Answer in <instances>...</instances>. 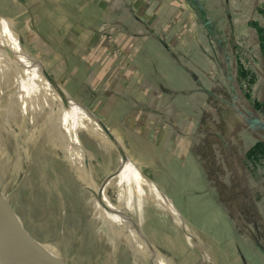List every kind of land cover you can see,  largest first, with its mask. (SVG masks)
<instances>
[{
	"label": "rangeland",
	"instance_id": "1",
	"mask_svg": "<svg viewBox=\"0 0 264 264\" xmlns=\"http://www.w3.org/2000/svg\"><path fill=\"white\" fill-rule=\"evenodd\" d=\"M35 1L38 0H0V15L16 33L25 53L42 64L47 77L61 90L101 120L140 173H135L138 180L150 183L154 193L168 205L171 201L161 186L169 188L174 204L190 218L186 228L192 236L181 229L153 194L139 199L134 180L120 175L121 161L114 146L101 130L78 114L74 116L73 127L84 150L80 153L75 148H65L67 136L56 119L50 117L55 104L52 91L47 89L37 95L28 93L26 108L23 107V101L15 96L18 88L14 77L18 64L6 61L0 51V198L8 203L16 221L33 243L59 264L157 263L140 243L129 240L116 221L100 213L90 186L92 182L101 186L107 199L122 208L117 197L130 184L131 204L124 211L154 247L171 257L175 264H264V159L253 162L247 158L256 142L264 143V107L255 109L251 101L264 99V62L257 34L248 25L249 20L255 19L264 26V0H178L181 8L178 5L165 8L168 30L172 34L168 47L172 53L162 51L163 58L159 57L156 62L160 64L165 60L166 69L171 70L165 80H177L179 83L174 84L188 92L180 102L183 106H179L188 127L181 125L180 128L189 131L185 141L201 160L203 169L201 172L198 166L189 167L193 176L185 185L177 182L174 176L166 177L165 183H155L153 181L164 177V168L137 166L128 157L132 152L129 135L138 130L137 112H130L121 120L126 114L125 106L120 100L116 102L115 96L97 99L93 108L83 102L86 86L95 81V74L103 77L105 66H100L96 72L88 66H73L70 54L63 47L64 42L72 43L70 37L65 36L69 23L60 25L55 19L52 21L48 16L50 7L42 8L49 11L44 12L46 16L42 20ZM58 27L61 28L58 30ZM111 27H122L125 32L112 35L101 28L96 31L103 32L99 42L110 43L107 46L109 54L101 55L106 57V62L110 60L109 65L119 66L121 73L131 78L135 70L130 66L154 64L150 54L148 62L142 59L152 50H149L150 41L143 43L136 38L129 43L132 40L129 35L140 32L136 25L113 24L105 28ZM118 37L131 44V48H137L139 56L134 59L130 47L122 52ZM82 41L77 43L82 45ZM173 45H177L176 49ZM236 55L248 70L247 77L254 79L249 85L250 98L245 96L246 81H238ZM174 62L185 67L186 74L175 71L177 67L170 66ZM191 73L202 82L204 90L201 85L189 82ZM207 90L218 101L212 99L205 92ZM10 94H14L12 100ZM163 122L165 127L175 131L174 141L182 140L184 134L176 131L179 130L177 120H160V125ZM144 125L139 132L145 140L153 126L148 127L147 122ZM227 144L233 158L218 150L214 155L216 148ZM142 147H146L145 143ZM68 154L74 158L72 163L67 159ZM183 157L190 159L186 155ZM231 160L234 163L228 165ZM220 201H224L228 209ZM203 253L207 254V260Z\"/></svg>",
	"mask_w": 264,
	"mask_h": 264
},
{
	"label": "crops",
	"instance_id": "2",
	"mask_svg": "<svg viewBox=\"0 0 264 264\" xmlns=\"http://www.w3.org/2000/svg\"><path fill=\"white\" fill-rule=\"evenodd\" d=\"M35 5V8H38V16L43 18L42 20H44V17L46 16L44 12H49L42 10V8L50 7L52 10L48 13V16L52 17V21L55 19V21H58L60 25L64 22L69 23L67 24L69 30H65V36L70 37L69 40H72V43L70 42V44L68 42H64L65 46H63L62 42H60V46H63L66 49V52L70 54V58L74 62L73 66H88V69L94 72H96L100 66H105L104 73L102 75L103 77L98 78L95 74V81H90V84L86 86L88 90L87 94L85 93L83 96V102L88 107L93 108L92 106L95 105V101L97 99L100 100L102 97L108 99L111 96H115L116 102L117 100L124 102L126 114L121 116V120L127 118L129 116L128 113L137 112L136 117L139 120L137 124L138 130L134 133L131 132V135H129V146L131 143L129 149L132 150V152L129 156H127L132 158L136 162L135 164L137 166H155L164 168V177H160V179L153 182L162 184L167 181V179H165L166 177L174 176V178L176 177L177 182L180 181V183L185 185L188 183V179L193 176V171H191L189 167L198 166L201 172L203 171L201 160H198L194 150L188 148L187 145L189 143L185 141L187 138L186 134L189 131L187 129L183 131L180 128L181 125L188 127L187 118L184 117V111H181L179 108V106H183L180 102H183L185 99L184 97L187 96L188 92L185 91L182 86L174 84L177 80L171 82L169 80H165V77L169 75L171 70L166 69V62L164 59V61L162 60L163 62L160 64L156 62L159 60V57L160 59L163 58V55H161L162 51L172 53L170 51L171 48L168 47L170 44L168 39L172 38V34L171 31L168 30V18L165 15V8L168 5L171 7H176L178 5V7L181 8L182 5L178 2V0H38L35 1ZM143 23H146L148 27ZM113 24H119L123 27L127 24H129V26L136 25L140 32L129 35L132 39L129 43L135 41L133 39L136 38H139L142 42L147 40L150 41L152 45L149 50H152L150 53L147 52L142 59L144 62H148L147 55L150 54V59H152L154 64L151 66H138L135 63L136 61L133 60L135 66H130V69L133 68L135 73L131 78L129 75L128 77L127 75H123L119 66L109 65L110 60L106 62V57L101 55L104 52V54H109L107 51L110 50L107 46L110 45V43L105 40H101V42H99L101 39L99 36L103 32L96 31L101 28L107 32L106 34L115 35L119 33L121 35L125 30H123L122 27H111V29H106L107 27L110 28V25L113 26ZM94 25H96L95 31L92 30ZM8 27L14 39L21 45L14 30L9 25ZM52 28L55 29V25H52ZM59 28L61 27H58V30ZM146 31L147 33L144 35V32ZM58 37L62 38L60 35ZM118 38V47L122 52L125 48H129L133 43L128 44V42L125 43L120 38L119 41ZM91 39L94 41L91 42ZM163 39H165V41ZM79 40H83L82 45L77 43ZM176 46L177 45L174 46L175 49ZM131 49L135 59L139 56V51L137 48ZM33 59L43 69L42 64H40V62L35 58ZM170 66H176L177 69H174L175 71L180 70L182 73L186 74L184 69H187L180 63L174 62ZM150 71L151 73L149 75ZM153 76L155 77L154 79H152ZM191 78V81H189L190 83H193V85L195 84L196 86L197 84L199 86L201 85L202 82L199 79L197 80L196 76L192 75V73ZM177 83L179 82L177 81ZM186 87H188V84H186ZM200 87L204 90L202 85ZM201 88L199 89L201 90ZM205 92L212 96V99L216 97H213V93L209 90ZM215 100L218 101V98H215ZM171 111L173 112L171 113ZM165 119H174L179 122V126L177 125L179 130H175L181 131L184 134L182 140L178 138V141H174V135L172 136V134L175 131H171L170 128L165 127V122H163V125H160V120ZM145 122H147L148 127L151 128L153 126V131L146 136L147 140H144L142 138L144 137L143 133L139 132ZM155 130L157 133L154 132ZM113 138L114 140H117L114 136ZM121 140L122 142H125L123 138ZM144 143L146 147L143 148L142 144ZM174 152L177 153L175 154ZM185 155L190 157V159L186 160L183 157ZM122 156L129 163L134 173L140 175L126 156L123 154ZM149 184L148 182L145 183V185L152 190V192H154ZM161 190L169 197L171 203L176 208L175 210L181 214L185 221H189L190 218L184 216L172 201L169 188L163 185L161 186ZM178 193L183 197L181 191H178ZM171 203L169 205H171Z\"/></svg>",
	"mask_w": 264,
	"mask_h": 264
},
{
	"label": "bare ground",
	"instance_id": "3",
	"mask_svg": "<svg viewBox=\"0 0 264 264\" xmlns=\"http://www.w3.org/2000/svg\"><path fill=\"white\" fill-rule=\"evenodd\" d=\"M0 51L3 53L4 56H6V61H15L18 64L14 77V84H16L18 88L15 91V96H17L23 101V107L26 108L25 98L28 93L34 92L35 95H37L36 93H40L41 91L47 89L52 91V96L55 100V104L52 107V111L50 112V117L52 119H56V122L58 123L59 127L67 136L65 148H75L76 152L80 153H82L84 150L73 127L74 116L78 114L80 118H83V120L90 123L91 126H93L95 129L101 130L104 137L114 146L118 158L121 161L120 175H122L123 177L127 176L128 180L129 177L134 180L133 185L136 187L138 194L137 196L139 197V199L144 198L148 193L153 194L159 199L158 202L161 204L162 208L166 209V211L173 216V218L181 227V229H183L189 236H192V233L187 231V223L185 219L181 216V214L175 211L171 205L169 206L165 201L161 200L159 196L152 192V190H150L143 182L138 180V176L134 173L132 168L129 166L128 162L122 156V149L117 146V143L115 142L114 138L107 134V132L102 127V123L98 120V118L93 113H91L86 106L80 104V102L71 98V96H69L67 92L61 90L50 78L47 77L45 71L32 58V56L25 53L23 47L14 39L7 23L4 21L1 15ZM13 69L15 70V68ZM6 70L8 71V69ZM13 96L14 94H10V100H12ZM110 139L112 142L110 141ZM67 159L72 163L74 158L72 155L68 154ZM90 186L91 189H93L95 192L96 204L99 210L101 211L100 213L104 217L111 218L116 221L125 231V233L129 236V240H131L133 243H140L141 247L145 249L146 253H149L155 259V261H157V263L155 264H175L171 257L165 254L163 255L159 250L154 247V245L146 238L145 234L139 228V226L133 223L131 216H129L130 214H127L124 211V209L129 208L131 204L129 198L131 193L130 184L124 190L122 189V193L118 194L117 202L122 205V208L116 206V204H112L107 199L101 186L96 185L93 182L90 184ZM1 212L2 211L0 210V222L3 217ZM2 243L3 241H0V264H14ZM133 251L135 252L134 248ZM203 258H205L206 260L208 259L206 253H203Z\"/></svg>",
	"mask_w": 264,
	"mask_h": 264
},
{
	"label": "water",
	"instance_id": "4",
	"mask_svg": "<svg viewBox=\"0 0 264 264\" xmlns=\"http://www.w3.org/2000/svg\"><path fill=\"white\" fill-rule=\"evenodd\" d=\"M253 120V122H259L258 119ZM102 127L108 135L113 137L103 123ZM0 210L3 216L0 222V241H3L2 245L14 264H59L33 243L16 221L8 203L2 198H0Z\"/></svg>",
	"mask_w": 264,
	"mask_h": 264
},
{
	"label": "trees",
	"instance_id": "5",
	"mask_svg": "<svg viewBox=\"0 0 264 264\" xmlns=\"http://www.w3.org/2000/svg\"><path fill=\"white\" fill-rule=\"evenodd\" d=\"M248 25L251 28H253L257 34L259 53H260L261 59L264 62V26L261 25V23L255 19L249 20ZM210 32L214 33L213 30H211ZM236 60H237V65H238V71H237L238 81H240L241 83L243 81H246L245 83H247L248 90H247V92H245V96L250 98L251 94H250L249 85L254 82V79H250L247 77L248 70L244 67L241 60L238 58V56L236 57ZM251 101H252V104H253L255 109H262L264 107V99L263 100L252 99ZM218 138L220 140L219 136H218ZM229 148H230L229 145H227V146L221 145L220 147L216 148V150H214L213 153H214V155H216L217 150H218V152L220 154H221V152L222 153H228V155L226 157L230 156L231 158H233L232 153L230 152ZM220 156H221V158H223L222 155H220ZM247 158L249 160L251 159L253 162L261 161L262 159H264V143H262L261 141L256 142L248 151ZM233 163H234V160L228 161V165L233 164ZM203 166H205V163ZM220 202L226 209H228L227 206L224 205V201L223 202L220 201ZM227 213H228V215H231L230 212H227Z\"/></svg>",
	"mask_w": 264,
	"mask_h": 264
}]
</instances>
